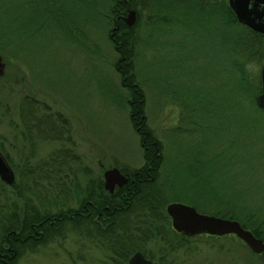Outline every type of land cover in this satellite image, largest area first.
I'll return each mask as SVG.
<instances>
[{"label":"rangeland","instance_id":"obj_1","mask_svg":"<svg viewBox=\"0 0 264 264\" xmlns=\"http://www.w3.org/2000/svg\"><path fill=\"white\" fill-rule=\"evenodd\" d=\"M135 3L140 20L137 23L136 17L132 25L137 23L132 32L133 39L137 38L134 67L144 91L148 125L163 145L159 180H164L169 201L190 205L193 200L201 213L234 205L240 213L251 209L263 217L264 116L255 112L259 121L254 129L246 126L243 116L237 117L236 125L242 131L236 132L231 110L215 113L225 129L211 134L210 153L202 157L223 149L222 156L198 175L205 180L202 184L185 182L183 165L196 163L203 150L202 138L199 133L191 143L198 146L189 149L191 138L181 130L193 125L173 93L180 95L188 86L207 94L217 88L216 48L211 37L180 35L174 30L169 34L170 27L165 33V25L153 15L154 8L147 7V2L143 8L139 1ZM110 4L111 0H0V147L8 156L14 182L21 167L22 193L29 195L34 189L47 193L44 201L38 196L34 200L40 210L76 209V193L97 190L104 170H131L143 164L138 137L129 122V92L112 66L119 56L113 46L119 24L107 13ZM128 11L122 15L124 23ZM262 66L253 67L259 77ZM215 95L208 94V99L226 104V99ZM24 98L35 106L33 117L48 116L50 126L34 127L22 118L20 121L19 106L25 108ZM189 100L194 101L191 96ZM209 119L204 118L206 124L211 123ZM60 151L61 156L70 154L64 157L62 173L68 176L61 181L62 192L57 196L58 188L52 189L50 184L57 185L56 178L49 182L38 176L33 180L25 173ZM71 154L78 161H72ZM178 165L181 168L176 169ZM0 182L6 187L0 204L13 202L15 189ZM23 203L21 197V215ZM60 233L43 245L25 249L16 264L106 263V251L86 237L87 233L84 236L70 224ZM208 236H186L188 240L176 251L153 239L141 244L158 264H264V258L234 235Z\"/></svg>","mask_w":264,"mask_h":264},{"label":"trees","instance_id":"obj_2","mask_svg":"<svg viewBox=\"0 0 264 264\" xmlns=\"http://www.w3.org/2000/svg\"><path fill=\"white\" fill-rule=\"evenodd\" d=\"M135 1L111 0L107 13L109 17L113 16L115 22L119 24L113 40V46L119 56L112 66L120 77L121 85L129 92L127 100L129 122L138 137L143 164L131 170L119 167L121 172L128 174L129 180L126 185L116 189L113 193L105 190L103 181L99 180L97 190L82 191L85 193L84 196L81 191L76 193L79 199L76 209H59L55 213L40 210V207L34 204L37 196L41 197L42 201L46 199L47 193L44 190L38 192L34 189L35 193L31 192L29 195L21 192L20 167L16 181L10 185L15 189L17 198L13 202L0 204V258L5 261L0 260V264H16L25 249L43 245L50 237L60 236L61 230L69 224L74 230H80L84 236L87 233L86 237L93 238V242L106 251L108 256L105 264H128L129 257L136 250H140L145 257L152 260L153 258L147 255L145 246L141 244L143 241L153 239L155 242H161L169 251H176L188 240V237L171 228L170 217L165 211V205L172 200L165 193L164 180H159L160 169L164 163L163 145L148 125L144 91L136 76L134 67L136 63L133 61L137 38L133 39L132 32L140 20ZM137 1H139V8H143L141 6L145 2H147V7L154 8L153 11L156 13L153 15L158 22L165 25L162 26L165 33L168 34L167 27H170L169 34H173L174 30L180 35L190 33L200 37H211L215 45V74L219 82L217 88L214 91L211 89L208 94L212 96L216 94L218 99H226V104L214 99L209 100L207 93L192 89L191 86L179 93L180 95L173 93L174 98L184 107L186 118H190L188 119L189 124L193 125L181 130L183 134L191 138L188 140L189 149L193 150L195 146H198L196 143H191L197 140L195 137L199 133L202 138L200 146L203 147L202 153L195 159V164L183 165L187 174L181 177L191 186L200 185L205 180H200L198 175L207 170L209 165L221 157L224 151L222 149L209 158L202 157L207 151L210 153L209 137L211 134L217 135L225 129L221 121L215 119V113L231 110L235 115L233 130L236 132L242 131L236 125L237 117L243 116L246 126L254 129L259 121L254 116L255 112L264 116V109L257 103V95L261 88L260 77L253 70L254 66L264 65V35L240 24L228 6L227 0ZM129 9H135L137 12V23L132 27L126 26L122 19V15L126 14ZM223 87L229 90L226 92ZM190 96L194 101L189 100ZM27 101L24 104L25 108H22L21 104L19 106L20 121L22 118L26 123H33L34 127L50 126L48 116L33 117L35 106ZM209 114L212 116L210 117ZM194 117L196 120L192 119ZM204 118H210L211 123L206 124ZM235 141L234 136L231 144L233 145ZM0 151L4 154L1 147ZM66 153L61 156L63 152L60 151L50 156L49 161H42L30 167L25 174L33 180L38 176L48 179L49 182L50 178L53 180L56 178L57 185L50 184H52V189L58 188L55 193L59 196L62 192L60 191L61 181L68 176L62 173ZM5 157H8L7 154ZM69 158L72 161H78L75 154H71ZM51 162L56 164V167L49 166ZM178 168L181 166H176V169ZM5 188V185L0 182V196L6 195ZM21 197L24 202L22 215ZM86 200L91 201L94 206L90 208L88 214L84 206ZM191 201H189L190 205L199 210L196 202ZM230 206L216 211L208 210L205 213L237 220L242 227L249 229L256 237L264 241V216L258 215L256 210L251 209L240 213L237 211L238 207ZM259 256L264 258V252Z\"/></svg>","mask_w":264,"mask_h":264},{"label":"water","instance_id":"obj_3","mask_svg":"<svg viewBox=\"0 0 264 264\" xmlns=\"http://www.w3.org/2000/svg\"><path fill=\"white\" fill-rule=\"evenodd\" d=\"M228 6L236 16L237 21L250 30L264 35V0H227ZM136 20V11L130 9L124 18L126 25L132 26ZM3 73V63L0 57V75ZM260 92L257 95L258 105L264 109V65L260 69ZM0 180L11 185L15 174L6 157L0 151ZM104 188L110 193L115 185L121 186L127 182V176L119 168L112 167L103 172ZM166 213L171 219V227L184 236L209 235L220 237L234 235L243 241L256 254L264 252V241L256 237L249 229L229 218L201 213L195 207L182 202H170L166 205ZM128 264H157L146 258L140 250H136L128 259Z\"/></svg>","mask_w":264,"mask_h":264},{"label":"flooded vegetation","instance_id":"obj_4","mask_svg":"<svg viewBox=\"0 0 264 264\" xmlns=\"http://www.w3.org/2000/svg\"><path fill=\"white\" fill-rule=\"evenodd\" d=\"M136 17H137V14H136ZM117 26H118V25L116 24V26H115L116 29H118ZM26 101H27V100L24 98V99L22 100L23 104H25ZM28 101H30V100L28 99ZM122 173H123V172H122ZM123 174L127 176V182H128V180H129V176H128V174H127V173H123ZM127 182H125V183L122 184L121 186H118V185L116 184L115 187H114V189H113V192H114L116 189L121 188V187H123L124 185H126ZM103 188H104V180H103ZM104 189H105V188H104ZM108 192H109V191H108ZM113 192H111V193H113ZM109 193H110V192H109ZM84 206H85V208H86V211H87L86 213H87V214L90 213V208L94 207L93 204H92V202L89 201V200H86ZM146 258H147V257H146ZM148 259H149V258H148ZM0 260H2L3 262H5L3 258H0ZM157 264H158V263H157Z\"/></svg>","mask_w":264,"mask_h":264}]
</instances>
